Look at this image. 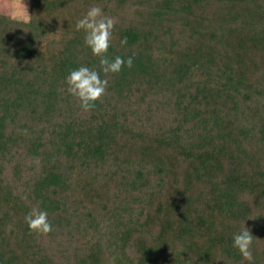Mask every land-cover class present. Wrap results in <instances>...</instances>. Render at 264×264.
Segmentation results:
<instances>
[{
    "label": "trees",
    "instance_id": "trees-1",
    "mask_svg": "<svg viewBox=\"0 0 264 264\" xmlns=\"http://www.w3.org/2000/svg\"><path fill=\"white\" fill-rule=\"evenodd\" d=\"M92 6L131 68L100 70L75 27ZM81 66L108 80L88 112L66 90ZM37 206L47 236L24 221ZM244 226L251 262L232 246ZM0 264H264V0L0 16Z\"/></svg>",
    "mask_w": 264,
    "mask_h": 264
},
{
    "label": "clouds",
    "instance_id": "clouds-1",
    "mask_svg": "<svg viewBox=\"0 0 264 264\" xmlns=\"http://www.w3.org/2000/svg\"><path fill=\"white\" fill-rule=\"evenodd\" d=\"M114 26L115 20L105 16L99 6H92L75 25L77 31L83 30L85 33L84 43L91 50L92 55L98 58L100 70L105 76L119 74L123 67L133 66L132 58L125 61L120 56L114 59L108 57ZM120 44L126 45L127 37L121 39ZM65 83L67 92L79 102V107L85 112L94 109L96 102L105 95L108 87V80L101 79L100 72L85 66L70 71ZM24 221L29 234L47 236L53 231L47 211L38 206L33 207L25 215ZM252 242L253 235L244 226L243 230L233 236L232 246L239 251L244 260L251 262L253 260Z\"/></svg>",
    "mask_w": 264,
    "mask_h": 264
},
{
    "label": "rangeland",
    "instance_id": "rangeland-1",
    "mask_svg": "<svg viewBox=\"0 0 264 264\" xmlns=\"http://www.w3.org/2000/svg\"><path fill=\"white\" fill-rule=\"evenodd\" d=\"M30 0H0V16L27 21Z\"/></svg>",
    "mask_w": 264,
    "mask_h": 264
}]
</instances>
